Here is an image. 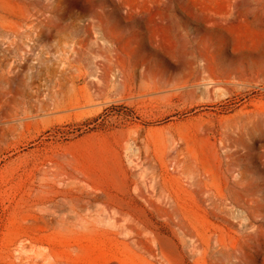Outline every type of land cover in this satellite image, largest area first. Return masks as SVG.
Masks as SVG:
<instances>
[{
  "label": "rangeland",
  "instance_id": "1",
  "mask_svg": "<svg viewBox=\"0 0 264 264\" xmlns=\"http://www.w3.org/2000/svg\"><path fill=\"white\" fill-rule=\"evenodd\" d=\"M70 239L264 264V0H0V264Z\"/></svg>",
  "mask_w": 264,
  "mask_h": 264
},
{
  "label": "bare ground",
  "instance_id": "2",
  "mask_svg": "<svg viewBox=\"0 0 264 264\" xmlns=\"http://www.w3.org/2000/svg\"><path fill=\"white\" fill-rule=\"evenodd\" d=\"M108 201V200H107ZM67 202V201H66ZM71 202V201H70ZM130 202V201H129ZM134 202V201H133ZM170 202V201H169ZM169 202H167V203H169ZM172 202V201H171ZM176 202V201H175ZM175 202H174V205L173 204H170V205H173L172 207H174L176 204H175ZM106 203V202H105ZM150 203V202H149ZM107 204V203H106ZM110 204V203H109ZM134 204V203H133ZM136 204V203H135ZM148 204V203H147ZM159 204V203H158ZM164 204V203H163ZM178 204V203H177ZM112 205V204H111ZM137 205V204H136ZM160 206V205H159ZM182 206V205H181ZM116 207V206H115ZM115 207H113L114 209H115ZM161 207H162V204H161ZM164 208H165V205H164ZM169 208V207H168ZM181 208V207H180ZM158 209H160V208H158ZM171 209V208H170ZM173 209V208H172ZM171 209V210H172ZM183 209V208H182ZM121 210V209H120ZM120 210H118L117 212H119ZM164 210V209H163ZM167 210V209H166ZM175 210H178L177 208L175 209ZM175 210H173V211H175ZM123 211V210H122ZM162 211V210H161ZM165 211V210H164ZM179 211V210H178ZM183 211V210H182ZM166 212V211H165ZM171 212V211H170ZM176 212V211H175ZM184 212V211H183ZM123 213V212H122ZM125 213L126 212H124V215H125ZM157 213H161V212H157ZM164 213V212H163ZM169 213V212H168ZM172 213V212H171ZM178 213V215H180L181 214V212H180V214H179V212H177ZM185 213V212H184ZM173 215L175 214V213H172ZM126 215H128V214H126ZM163 215V214H162ZM44 216H46V215H44ZM43 216V217H44ZM164 216V215H163ZM162 216V217H163ZM168 216V215H167ZM170 216V215H169ZM172 216V215H171ZM174 216H176V215H174ZM181 216H183V215H181ZM180 216V217H181ZM186 217V216H185ZM47 218V217H46ZM46 218H45V221H46ZM167 218V217H166ZM175 218V217H174ZM43 219V218H42ZM141 219V218H140ZM170 219H171V217H170ZM173 219V218H172ZM177 219H178V216H177ZM179 219H181V218H179ZM49 220V219H48ZM128 220H130V219H128ZM138 220V219H137ZM165 220H167V219H165ZM164 220V221H165ZM132 221H133V219H132ZM134 221H135V219H134ZM140 221V220H139ZM173 221V220H172ZM185 221V220H184ZM43 222H44V219H43ZM42 222V224H44V225H46L45 223H43ZM65 222V221H64ZM131 222V221H130ZM137 222V221H136ZM169 222V221H168ZM182 222H183V220H182ZM65 223H68V222H65ZM70 223V222H69ZM68 223V224H69ZM132 223H134V222H132ZM140 222H138V224H139ZM175 223V222H174ZM48 224H49V222H48ZM47 224V225H48ZM67 224V225H68ZM71 225H72V223H70ZM129 224V223H128ZM150 224V223H149ZM178 224V222L176 223V225ZM181 224V223H180ZM51 225V224H50ZM66 225V224H65ZM66 225V226H67ZM137 225V224H136ZM182 225H184V223L182 224ZM65 226V227H66ZM69 226V225H68ZM127 226V225H126ZM178 226V225H177ZM185 226V225H184ZM70 227V226H69ZM131 227V226H130ZM133 227V226H132ZM43 228H46V227H44L43 226ZM71 228V227H70ZM73 228H75V227H73ZM84 228H87V227H84ZM135 228V227H134ZM181 228H183V226H181ZM47 229V228H46ZM72 229V228H71ZM83 229V228H82ZM130 229V228H129ZM133 229V228H132ZM48 230H49V228H48ZM75 230V229H74ZM74 230H73V233H70V234H73V236H74V240H76L77 241V236H80L81 234H83L85 231H82L81 229H80V231H78L77 230V228H76V230L77 231H75L74 232ZM84 230H86V229H84ZM131 230V229H130ZM134 230V229H133ZM67 231L68 230H66L65 232L67 233ZM135 231V230H134ZM139 230H137V232H138ZM55 232V231H54ZM70 232V231H69ZM47 233H49V232H47ZM112 233V232H111ZM141 233V232H140ZM51 234H53V233H51ZM56 234H57V232H56ZM68 234V233H67ZM69 234V235H70ZM112 234H114V232L112 233ZM118 234V233H117ZM117 234H115V236L113 237V240H114V242L116 243V244H119V247L120 248H118V250L116 251V253H115V256L113 257V258H111L109 261L111 262V261H113V262H115V263H117V262H121L122 260V257L123 256H125L126 254H128V251L130 252V251H132L131 249H130V246L128 245V243H126V242H120L119 241V237L117 238ZM133 234V233H132ZM58 235V234H57ZM77 235V236H76ZM137 235H138V233H137ZM111 236H113V235H111ZM141 236V235H140ZM142 236H143V234H142ZM146 236V235H145ZM49 236H47V238H48ZM129 237V236H128ZM149 237V236H148ZM224 237V236H223ZM132 238H134V237H132ZM67 239H69V236H68V238ZM73 239H70V241H72ZM181 239V238H180ZM208 239V238H207ZM207 239H205V240H207ZM220 239V238H219ZM222 239V238H221ZM220 239V240H221ZM81 240V239H80ZM120 240H121V238H120ZM123 240V239H122ZM126 240V239H125ZM138 240H141V239H138ZM223 240V239H222ZM46 241V240H45ZM55 241V240H54ZM75 241V242H76ZM102 241V240H101ZM107 241V240H106ZM105 241V242H106ZM150 241H151V239L149 238V239H147V237H146V241L145 242H149L150 243ZM152 241H154V239L152 240ZM181 241H183V239L181 240ZM224 241V240H223ZM73 242V241H72ZM107 242H110V241H107ZM128 242V241H127ZM137 242V241H136ZM138 242H140V241H138ZM137 242V243H138ZM156 242V241H155ZM219 242V241H218ZM225 242V241H224ZM71 243V242H70ZM69 243V244H70ZM81 243V242H80ZM96 243V242H95ZM133 243V242H132ZM149 243H147V244H149ZM223 243V242H222ZM226 243V242H225ZM224 243V244H225ZM230 243H232L233 244V242H231V240H230ZM48 244V243H47ZM62 244V243H61ZM68 244V243H67ZM91 244V243H90ZM97 244H98V242H97ZM110 244V243H109ZM130 244V243H129ZM153 244V243H152ZM51 245H53L54 246V244H52L51 243ZM62 245H64V244H62ZM65 245H66V243H65ZM107 245H108V243H107ZM226 245V244H225ZM227 245H228V243H227ZM226 245V246H227ZM231 245V244H230ZM50 246V245H49ZM100 246H101V244H100ZM112 246V245H111ZM154 246V245H153ZM219 246V245H218ZM67 247V246H66ZM114 247V246H113ZM147 247V246H146ZM150 248H149V256L148 257H153L154 256V254L155 253H153L152 252V249H151V247H152V245H150L149 246ZM184 247V246H183ZM182 247V249H184ZM231 247V246H230ZM51 248V247H50ZM49 248V249H50ZM98 248V247H97ZM96 248V249H97ZM102 248H103V246H102ZM110 248V247H109ZM144 248V247H143ZM153 248V247H152ZM223 248H225L226 249V247H223ZM55 249V248H54ZM57 249V248H56ZM63 249V248H62ZM111 249V248H110ZM133 249V248H132ZM147 249V248H146ZM153 249H155V248H153ZM178 249V248H177ZM219 249V248H218ZM231 249V248H230ZM234 249V248H233ZM235 250V249H234ZM49 251H53V250H49ZM62 251V250H61ZM94 251H97V250H94ZM154 251V250H153ZM160 251V250H159ZM226 251V250H225ZM228 251V250H227ZM58 252L59 251H57V253L56 252H51L52 254L50 255V257H53V260H49L50 258H48V256L46 257V256H44V257H46L48 260L47 261H49V262H47L46 264H85L84 262H83V258H86L87 257V252L88 251H86V249H84L82 246H80V244H78V243H74L73 242V244H71L68 248H67V250L65 249V251H64V253L66 254H64L65 255V257H62V256H59L60 254H58ZM109 252V251H108ZM113 252V251H112ZM137 252V251H136ZM156 252V251H155ZM179 252V251H178ZM49 253V252H48ZM143 253V252H142ZM157 253V252H156ZM160 253V252H159ZM50 254V253H49ZM48 254V255H49ZM62 254V253H61ZM63 255V254H62ZM63 255V256H64ZM168 255V254H167ZM96 256H97V254H96ZM144 256V255H143ZM147 257V264H153L152 263V261L149 259ZM155 257V256H154ZM163 257V256H162ZM146 258V257H145ZM45 259V258H44ZM52 259V258H51ZM158 259V258H157ZM46 260V259H45ZM87 261V260H86ZM157 261H159V259L157 260ZM162 261V260H161ZM160 261V262H161ZM165 261V260H164ZM167 261V260H166ZM170 261V260H169ZM112 262V263H113ZM171 262V261H170ZM162 263H163V261H162ZM165 263V262H164ZM45 264V263H44ZM87 264H89V263H87ZM111 264V263H110ZM169 264V263H168Z\"/></svg>",
  "mask_w": 264,
  "mask_h": 264
}]
</instances>
